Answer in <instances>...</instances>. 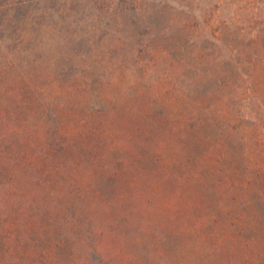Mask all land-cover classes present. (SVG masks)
<instances>
[{"label": "rangeland", "instance_id": "1", "mask_svg": "<svg viewBox=\"0 0 264 264\" xmlns=\"http://www.w3.org/2000/svg\"><path fill=\"white\" fill-rule=\"evenodd\" d=\"M24 114L53 136H16ZM62 120L74 128L60 163L12 159L37 160ZM1 149L0 214L21 239L0 264H50L31 258L46 245L22 225L41 210L76 211L73 264L88 232L89 264L264 263V0H0ZM80 192L101 195L77 203Z\"/></svg>", "mask_w": 264, "mask_h": 264}, {"label": "trees", "instance_id": "2", "mask_svg": "<svg viewBox=\"0 0 264 264\" xmlns=\"http://www.w3.org/2000/svg\"><path fill=\"white\" fill-rule=\"evenodd\" d=\"M26 102V101H25ZM39 108L42 110L46 111L45 107L43 106V102L38 103ZM24 107L21 109V113L28 110L31 113V116L36 113L37 110V105L31 107L30 102H26ZM64 111L63 107H55L54 108V114L58 115L61 114ZM39 112V109H38ZM44 113V112H43ZM41 114V112L39 113ZM42 115V114H41ZM40 115V116H41ZM29 116H26L24 114L23 117L18 118L19 124L15 128H13V132L16 136H26L28 137L30 132L33 131L35 133H40L45 136H53L51 134V126H48L46 123H37V124H31L28 120ZM85 125L90 124L92 126V121L93 120H86L84 121L83 119H80ZM68 122L71 124L72 120L70 117H68ZM83 126V125H82ZM72 128L74 127H69V124L64 122V120L60 121L56 126L54 130V137L52 141H54V144L52 146L47 147L44 150H41L38 152V157L37 160L32 158L31 154L29 156H22L21 158H14L12 159L19 165H22L25 170L28 168L32 169L33 168H38L39 170H45L44 163L48 161H55L57 163L61 162V154L63 151L66 150L67 144L71 143V136H72ZM32 141V140H30ZM71 150L74 152V148L70 147ZM5 151L4 149L0 150V156L7 158L6 153L3 152ZM159 158L154 159L151 162V165L154 167L150 170V174L153 179L155 180H160V178L163 176L161 172L156 169L157 166H159ZM92 165L96 166H102V167H108L109 168V163H103L98 156L97 158L95 157L93 161L91 162ZM118 164L120 166L119 168V174H122V172L125 171L126 169V158L125 159H120L118 161ZM77 166V165H76ZM117 177L116 173L113 175V177ZM89 192V191H88ZM88 192L83 193L80 192V195L76 196V202L80 203L81 202V197L84 200H88L92 198L93 195L98 194L100 196L101 194L98 192H95L94 194L90 195ZM81 196V197H80ZM102 198V197H101ZM71 205V210L75 209L74 204ZM63 212V211H62ZM61 212V213H62ZM66 214V212H63ZM75 216V217H74ZM180 220H183L181 217H179ZM241 219L235 218L233 220H228L227 224L225 225L224 229L229 231L227 234L233 235L236 231L237 233V224L240 222ZM186 227L191 228L195 227L196 221H185ZM235 222L236 225H235ZM80 219L78 215L76 214V211L74 210L73 217L68 220V221H61V220H52L49 218L46 212H43L42 210L37 212V213H28L25 217V220L23 222V227L25 228L26 231L32 232L33 230H38V233L41 237H43V241L45 242L46 248L41 249L38 253H35L31 256V258L38 257L42 262L44 263H50V264H61L63 263L64 256L62 253L64 252L63 250H67L68 253L67 258H66V264H73V260L76 256V245L80 244V239L82 238V230L79 226ZM19 222L17 221V218H12L9 216V214H0V250L3 252L2 257H4V254L8 253H14L12 242L17 241L20 242L19 240L21 239V232L18 229ZM235 230V231H234ZM96 234V236H102L103 232L98 231V232H93ZM241 232H238L237 235H240ZM89 237V239H88ZM84 244L85 249L83 252V258H84V263L82 264H89V256L92 255V252L94 251V248L91 247L90 245H87V240L90 242L93 239V234L91 232H88V234L85 235L84 237ZM36 242L34 243L33 247H36ZM63 251V252H62ZM20 258H23L25 255L24 253H21L18 255ZM30 258V259H31ZM103 259L101 260L100 264H103L102 262ZM247 263V262H246ZM107 264V262H105ZM113 264H138V261L135 260L134 255H124L120 259L117 260V263ZM264 264V263H260Z\"/></svg>", "mask_w": 264, "mask_h": 264}]
</instances>
